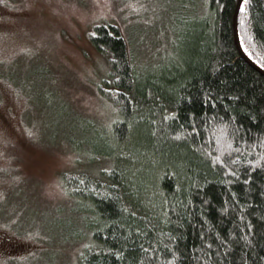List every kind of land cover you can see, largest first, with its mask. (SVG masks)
<instances>
[{
    "label": "trees",
    "instance_id": "16d2710c",
    "mask_svg": "<svg viewBox=\"0 0 264 264\" xmlns=\"http://www.w3.org/2000/svg\"><path fill=\"white\" fill-rule=\"evenodd\" d=\"M206 1L179 62L139 70L116 22L86 32L114 118L83 150L103 167L60 173L82 213L75 264H264V75L236 48L237 0ZM244 6L238 41L264 71V0Z\"/></svg>",
    "mask_w": 264,
    "mask_h": 264
},
{
    "label": "rangeland",
    "instance_id": "374dc122",
    "mask_svg": "<svg viewBox=\"0 0 264 264\" xmlns=\"http://www.w3.org/2000/svg\"><path fill=\"white\" fill-rule=\"evenodd\" d=\"M206 2L0 0V264H75L84 242L60 173L104 165L88 166L83 151L114 118L92 23L116 22L142 70L187 54Z\"/></svg>",
    "mask_w": 264,
    "mask_h": 264
},
{
    "label": "water",
    "instance_id": "95a60500",
    "mask_svg": "<svg viewBox=\"0 0 264 264\" xmlns=\"http://www.w3.org/2000/svg\"><path fill=\"white\" fill-rule=\"evenodd\" d=\"M240 3H241V0H237L234 14H233V33H234L235 45L241 57H243L249 64H251L253 67H255L257 70H259L264 75V71L245 55V53L242 51L241 46L239 44L237 30H236V18H237V13H238Z\"/></svg>",
    "mask_w": 264,
    "mask_h": 264
},
{
    "label": "snow or ice",
    "instance_id": "6c2138e0",
    "mask_svg": "<svg viewBox=\"0 0 264 264\" xmlns=\"http://www.w3.org/2000/svg\"><path fill=\"white\" fill-rule=\"evenodd\" d=\"M246 3H247V0H243V2L239 5L241 12H246V8L244 6ZM241 23H243V21H241ZM94 35H95V33H94Z\"/></svg>",
    "mask_w": 264,
    "mask_h": 264
}]
</instances>
